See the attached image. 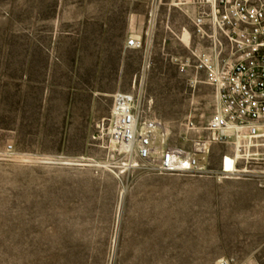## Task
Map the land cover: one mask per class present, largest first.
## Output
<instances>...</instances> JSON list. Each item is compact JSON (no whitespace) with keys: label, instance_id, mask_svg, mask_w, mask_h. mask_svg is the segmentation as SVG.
I'll use <instances>...</instances> for the list:
<instances>
[{"label":"rangeland","instance_id":"obj_1","mask_svg":"<svg viewBox=\"0 0 264 264\" xmlns=\"http://www.w3.org/2000/svg\"><path fill=\"white\" fill-rule=\"evenodd\" d=\"M170 0H0V264H264V163L254 175L160 174L132 167L107 134L112 95L191 148L211 86L190 84L192 29ZM137 33L141 46L126 47ZM230 146L213 144L218 169ZM126 164L127 166H124ZM244 264V263H243Z\"/></svg>","mask_w":264,"mask_h":264},{"label":"built area","instance_id":"obj_2","mask_svg":"<svg viewBox=\"0 0 264 264\" xmlns=\"http://www.w3.org/2000/svg\"><path fill=\"white\" fill-rule=\"evenodd\" d=\"M170 5L196 10L195 32L211 50L194 51V60L180 61V66L192 68L193 86L204 82L214 88L215 111L202 127L191 119L184 123L185 139L190 132L197 135L187 149L167 145L168 125L144 118L133 94L117 92L109 117V143L117 155L136 159L132 167L140 162L160 174L254 175L249 167L264 163V0H170ZM140 46L135 36L126 41L128 48ZM213 144L234 150L223 155L218 169L209 167ZM217 264L243 263L223 256Z\"/></svg>","mask_w":264,"mask_h":264},{"label":"crops","instance_id":"obj_3","mask_svg":"<svg viewBox=\"0 0 264 264\" xmlns=\"http://www.w3.org/2000/svg\"><path fill=\"white\" fill-rule=\"evenodd\" d=\"M166 5H168V10L172 13V11L175 13H182L184 14L188 19H189V22L190 24L192 25V29H187L186 27H183V26H179L178 28H175L176 31H173V29H171L169 26H167L166 28H169V30L172 32V33H181V35H183L182 39H180L183 44L186 46V48L189 50V56L187 59H193V55L192 53L194 51L196 52H200V51H203V50H211V48L208 47L207 43L203 40H201L198 35L196 34L195 32V27H194V24L192 23V18L195 16L196 14V10L192 7H189L188 9H181V8H178V7H175V6H171L170 3H167ZM131 36H135L137 38H139L140 36L137 35V33H133L131 34ZM126 44V43H125ZM194 60V59H193ZM204 76L201 75V78H203ZM200 83H203V84H206L204 82H200ZM208 85V84H206ZM209 86V85H208ZM212 90H213V93H214V97L216 96L215 95V91H214V88L211 86ZM118 92H124V91H118ZM117 92H115L113 95H112V105H113V99H114V95L116 94ZM216 98V97H215ZM112 105L110 107V112H109V117H110V113H111V108H112ZM257 251H251L250 254L246 257V258H242L240 259L244 264H260L256 258L254 257V254L256 253Z\"/></svg>","mask_w":264,"mask_h":264},{"label":"bare ground","instance_id":"obj_4","mask_svg":"<svg viewBox=\"0 0 264 264\" xmlns=\"http://www.w3.org/2000/svg\"><path fill=\"white\" fill-rule=\"evenodd\" d=\"M124 166H127L126 164H124Z\"/></svg>","mask_w":264,"mask_h":264}]
</instances>
